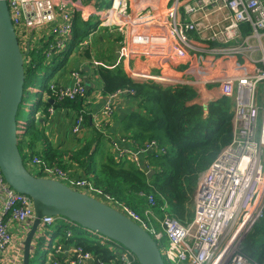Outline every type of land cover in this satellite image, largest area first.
<instances>
[{
  "label": "built area",
  "instance_id": "built-area-1",
  "mask_svg": "<svg viewBox=\"0 0 264 264\" xmlns=\"http://www.w3.org/2000/svg\"><path fill=\"white\" fill-rule=\"evenodd\" d=\"M147 1L6 0L22 50L27 52V66H36L33 56L39 52L44 65L57 61L55 68L59 70L72 50L90 47L95 33L106 29L121 37L120 52L130 77L172 83L171 74L140 73L129 65L133 57L143 54L150 58L162 56L172 66L187 64L185 70L194 77L189 82L197 84L195 88L219 84L222 97L232 98L233 137L200 174L193 196V218L182 222L167 212L158 216L152 208L155 204L152 196H148L150 207L141 215L97 188L90 176L74 177L68 170L38 156L32 157L31 165L39 176L87 192L137 222L158 242L166 264H264V260L249 257L241 250L246 235L264 214V97L262 104L256 97L257 85L264 80V0H192L185 4L193 16V19L188 16L189 21L180 12L182 0ZM76 17L84 24L95 23L81 38ZM248 26L252 31L243 35ZM201 31H209V39L218 45L205 46L203 40L190 36V32L193 35ZM255 37L258 46L249 43ZM257 49H261L259 58L253 52ZM190 51L198 53L200 62L192 63ZM236 55L245 57L243 64L234 60L226 62ZM81 71L72 72L71 85L56 86L52 82L51 94L59 100L86 97L88 88ZM183 80L178 77L175 82L184 83ZM125 92L118 89L108 94L101 111L92 117L97 128L103 129L113 114L116 99ZM45 96L49 98L48 92ZM193 102L197 103L196 98ZM44 110L41 112H48V118L55 112L54 107ZM83 122L82 116L74 119L72 131L77 136L82 134ZM161 153H166V149L152 140L137 146L131 161L150 172L149 160L144 156ZM35 218L32 198L13 189L0 169V262L23 264L24 240ZM57 219L56 216L41 218L33 242L35 251L38 238L46 236ZM15 234L23 237V242ZM114 243L112 248L122 260L120 264H140L130 250ZM49 247L46 263L62 264L55 255L65 248L59 244ZM73 247L70 264H93L95 258L91 253Z\"/></svg>",
  "mask_w": 264,
  "mask_h": 264
},
{
  "label": "trees",
  "instance_id": "trees-1",
  "mask_svg": "<svg viewBox=\"0 0 264 264\" xmlns=\"http://www.w3.org/2000/svg\"><path fill=\"white\" fill-rule=\"evenodd\" d=\"M76 21L78 37L81 38L86 30L82 28L81 21L77 17ZM244 31L248 33L250 29L244 28ZM34 55L40 59L35 60L33 56L37 64L28 66L27 80H31L36 70L44 65L43 55L39 52H35ZM45 69L50 70L51 67L46 65ZM117 69V72L112 71L111 68L100 70L99 80L103 84L102 91L110 94L123 89L127 91L126 94L137 100L140 111L135 112L133 119H130L131 125L128 131L131 134L130 138L134 139L138 147L156 140L166 149V153L157 156L151 154L144 156L149 160L148 168L156 172L149 176L141 165L131 160L121 161L114 157L111 151H107L102 161L95 163L98 147L107 134L93 123L89 124L92 114L83 101L85 97L59 100L52 94L36 104L34 115L41 105L45 112L49 107L72 109L76 117H83V125L88 133L81 135L84 138L79 140L74 149L69 151L55 149L50 145L46 128L48 112L41 118H32L28 120L19 135L20 149L22 151V148H25L27 155L25 160L22 151L25 164L31 170L27 163L31 164L34 156L41 157L49 164L57 165L64 170L69 162L77 164L93 178L97 188L141 215H145L150 207L148 196H152L155 202L152 208L158 216L162 217L164 212H167L182 222L191 220L194 216L193 196L200 174L232 140L234 102L232 98L224 96L206 106L201 105L193 102L196 92L189 85H169L134 79L121 68ZM45 77L42 75L43 82L47 81L44 80ZM91 91L92 88L89 87L87 94ZM94 146H96L95 151ZM58 220L61 224L56 232H61L65 228L64 236L58 239V242H63L66 246H79L84 253H91L95 258L93 264L121 263L122 260L112 247L106 246L102 241L73 234L72 231L69 235L66 228L67 219L60 217L56 222ZM56 222L51 227H55ZM105 241L111 242L107 239ZM44 242V236L38 238L36 251L33 244L31 259L37 255L40 245ZM241 250L249 257L259 261L264 260V214L246 235ZM65 256L64 251L58 253L62 264H69L65 261Z\"/></svg>",
  "mask_w": 264,
  "mask_h": 264
},
{
  "label": "water",
  "instance_id": "water-1",
  "mask_svg": "<svg viewBox=\"0 0 264 264\" xmlns=\"http://www.w3.org/2000/svg\"><path fill=\"white\" fill-rule=\"evenodd\" d=\"M26 55L13 25L9 6L6 0H0V169L13 189L32 198L36 214L24 240L23 264H30L32 245L41 218L45 216L66 218L91 235L122 245L134 254L140 264H166L158 242L126 214L60 180L39 176L26 166L19 145L18 121L28 73ZM42 75L46 76L44 80L49 79L47 72L43 71ZM85 81L90 87L88 76ZM40 91L42 96L36 100V104L46 97L45 90L35 93L39 94ZM155 172L152 169L148 175Z\"/></svg>",
  "mask_w": 264,
  "mask_h": 264
},
{
  "label": "crops",
  "instance_id": "crops-1",
  "mask_svg": "<svg viewBox=\"0 0 264 264\" xmlns=\"http://www.w3.org/2000/svg\"><path fill=\"white\" fill-rule=\"evenodd\" d=\"M159 1L163 3V0H148L147 2L158 3ZM187 2H192V0H182L183 6H181L180 8V12L182 13L184 19L186 21H189L188 16H190L191 19H193V16L185 9V4ZM248 28L250 29L248 33H246L245 31L243 32L242 30L243 35H247L252 31V28L250 26H248ZM191 33L192 32H190L191 37L195 36L197 39L203 40L205 46L212 47L218 45L217 42L209 39V31H201L200 33L196 32L193 35H191ZM256 41V37L249 39V43L252 46H258ZM120 42V35L111 34L106 29H102L96 32L94 37L92 38L90 47H82V49H78L75 52L72 50V52L69 54L71 62L66 63L65 61L66 67L61 68L59 71H57V67L54 69L55 72L52 74H55L56 78L53 80V84L56 86L71 85L73 81L71 77L72 72L75 70H82L81 72L83 73L84 78L88 76L90 80L92 79L90 75H92L95 79H99V72L102 68H111L112 71H116L117 68H121L130 77V75L127 73L128 71L126 69V62L124 63V56H122L120 52ZM190 52L192 63L197 64L198 62H200V56L198 55V53H195L194 51ZM253 52L254 54H256L257 58L261 56V49H257ZM247 56L249 57L248 54ZM162 58V56H159L158 58H150L149 55L143 54L133 57L132 60L129 61V65L135 71L140 73L164 72L167 74H171L172 78L174 79L172 83L166 84L189 85L195 92H198V89H200L198 95L196 93L197 97H195L198 104L206 106L222 97V87L219 84L205 85L204 88H195L197 87V84L189 82V80H193L194 77H191L188 75V73H186L185 66H187V64L181 63L172 66L167 63V60L164 59V61ZM223 60L226 61L224 58ZM233 60L239 61V63L242 62L243 64V62L245 61V57H238L236 55L230 57V59L226 62H233ZM50 63L51 62H48L47 66ZM54 66L55 63L51 67L53 68ZM88 69L90 70L88 71ZM178 77L184 79V83H176L175 81L178 79ZM86 86L87 88H89V83L86 82ZM102 86V83H100L99 86L90 83V88H92V91L88 93L87 97H85L83 100L84 103L88 105V109H90L92 117L93 115L101 111L108 96V94H105L102 91ZM54 109V114L50 115V117L46 121V128L49 135L48 137L50 138V145L55 149L63 151H69L76 148L79 140L84 138V136H77L72 131V126L76 117L74 110H68L67 108L63 107H55ZM138 111L140 110L137 106V100L133 99L131 95L124 93L116 99L113 114L101 130L102 132L106 133L107 136L102 140L98 147L95 163L102 161V159L106 156L107 151H111L112 153H114V157L120 159L121 161L131 160V154L135 152L137 145L134 142V139L130 138L131 134H129L128 128L131 125L130 119H133L134 113ZM45 115L46 114L43 112L36 114L37 118H41ZM131 116L132 118H130ZM92 117L89 119V124L93 123L96 126V119ZM25 124L26 122L22 123L23 126H25ZM81 133V135H86L88 133V130H85L84 125L82 126ZM65 156H67V154ZM66 160L65 163H67L68 161ZM66 170H68V172L74 177L88 176L86 171H84L74 163L69 162ZM15 236H18V238L23 242V237L19 236L18 234H15ZM58 243L65 248V261L69 262V258H72L74 254V252L71 250L74 245L66 246V244H64L63 242ZM58 253L55 255V257H58ZM0 263L4 264L3 262ZM45 264H47L46 261Z\"/></svg>",
  "mask_w": 264,
  "mask_h": 264
},
{
  "label": "rangeland",
  "instance_id": "rangeland-1",
  "mask_svg": "<svg viewBox=\"0 0 264 264\" xmlns=\"http://www.w3.org/2000/svg\"><path fill=\"white\" fill-rule=\"evenodd\" d=\"M80 24H81L82 28H84L86 30L87 33H88L90 27H94L95 26L94 22H91V23H89L87 25H85L83 22H80ZM75 51L76 50H74V52ZM67 56L68 57H67L66 63L71 62L70 55H67ZM34 58H35V60L40 59L36 55H34ZM66 63L63 65L62 68L66 67ZM43 67H44V65H43ZM43 67L42 68H38L36 70L35 74H34V77L31 80H27V82H26L25 95H24L23 102L21 104V108H20L19 114H18L20 134L23 132L22 123L23 122L27 123L28 120L37 117L36 115H34L33 110H34V108L36 106V103H35L36 100L42 95H40L41 91L39 92V94H36L35 92L37 90H45L47 88V86H49L53 82V80L56 78L55 74H52V76L46 82H43L42 75H41L42 72L44 71ZM57 71H59V70H57ZM90 76L92 78L90 83H93L96 86H99L101 81L99 79H95L92 75H90ZM48 89H49V87H48ZM48 89H46V93L48 92V95L50 96L52 92L50 91V89L49 90ZM256 97H257L258 103L262 104L263 103V97H264V80L259 82L258 85H257ZM42 108H43V105H41L40 108L36 111V114L40 113ZM20 138H21V136H20ZM22 151L24 153L25 160H26L27 159V155H26L25 148H22ZM263 163H264V156H263ZM27 164L30 167L32 172H34L35 174H38L37 173L38 171L34 168V166H32L29 163H27ZM55 222H54V224H55ZM60 224H61L60 220H58L56 222L55 227H50L48 229V232H47V233L55 232V235H54L55 240L61 239L64 236L63 232H65V228H64V230L62 229L61 232H56V231H58V226ZM66 228H67L68 232H70V233L72 231L73 234H76V235L79 234V235H81L83 237H89V238H92V239H95V240H98V241H102L103 244H106V246H108L110 248L115 246L114 242H112V241L111 242H106L105 238H103L101 236H98V235H95V236L91 235L89 232H87L86 230H82L80 227L76 226L75 224H68V227H66ZM49 246H50V243L48 244V246H46L44 243H43V245H40L37 255H35L31 259V263L30 264H44V262L46 260V255H47L46 252H48V250L51 249ZM162 252H163L164 257L166 259V256H165V253H164L163 250H162ZM47 264H50V262L47 261Z\"/></svg>",
  "mask_w": 264,
  "mask_h": 264
},
{
  "label": "clouds",
  "instance_id": "clouds-1",
  "mask_svg": "<svg viewBox=\"0 0 264 264\" xmlns=\"http://www.w3.org/2000/svg\"><path fill=\"white\" fill-rule=\"evenodd\" d=\"M56 63H57V61H55V66H56ZM47 65V64H46ZM46 65H44V71L45 72H47V74H49L50 76H49V78L52 76V73L54 72V69H55V66L52 68L51 66L52 65H54V63H50V64H48L50 67H51V69L50 70H46L45 69V67H46ZM60 70V69H59ZM50 86V85H49ZM49 86H47V88L46 89H48V87ZM46 89H45V91H46ZM49 90V89H48ZM45 99V98H44ZM152 170V169H151ZM58 218H60V217H58ZM66 222L68 223V224H71L72 222H70L68 219L66 220ZM73 224V223H72ZM53 225V224H52ZM51 225V226H52ZM50 226V227H51ZM48 232V231H47ZM54 235H55V232H49V233H47L46 234V236H44L45 237V242H44V244H46V245H48L49 243L50 244H59L58 243V240H55V237H54ZM43 237V236H42ZM49 238H51L50 240H49ZM46 261V260H45ZM44 264H45V262H44Z\"/></svg>",
  "mask_w": 264,
  "mask_h": 264
}]
</instances>
